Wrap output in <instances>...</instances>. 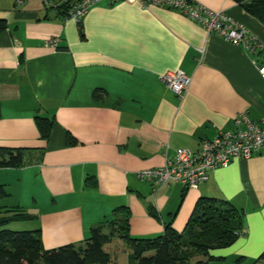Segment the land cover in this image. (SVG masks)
Instances as JSON below:
<instances>
[{"label": "crops", "instance_id": "0c3cea01", "mask_svg": "<svg viewBox=\"0 0 264 264\" xmlns=\"http://www.w3.org/2000/svg\"><path fill=\"white\" fill-rule=\"evenodd\" d=\"M194 1L233 18L262 49L250 53L164 7L103 1L80 27L41 0H0L7 25L0 35V148L28 150L22 168H0L7 193L0 201L5 213L33 217L30 231H41L45 249L83 245L117 213L130 217L134 238L160 236L170 222L181 232L199 199L215 198L244 214L243 233L220 256L263 254L264 151L215 170L195 190L155 191L138 177L166 158L175 161L180 150L198 151L202 140L238 129L241 114L255 123L264 118L257 68L264 25L233 0ZM53 37L61 40L57 49L47 46ZM178 70L191 78L183 98L160 79ZM37 117L55 121L48 140ZM69 135L76 144L69 145Z\"/></svg>", "mask_w": 264, "mask_h": 264}, {"label": "trees", "instance_id": "16d2710c", "mask_svg": "<svg viewBox=\"0 0 264 264\" xmlns=\"http://www.w3.org/2000/svg\"><path fill=\"white\" fill-rule=\"evenodd\" d=\"M233 1L264 25V0ZM70 7L68 4L58 8L63 19ZM79 26L82 27V23ZM6 29V22L0 20V35ZM36 120L42 138L48 140L55 121L40 117ZM67 141L69 145L76 144L70 135ZM27 153L28 150L0 148V168H22L26 164ZM6 196L1 186L0 199ZM127 210L120 208L119 211L128 213ZM6 213L8 216L0 219L2 227L12 222L33 219L20 210H8ZM149 213L159 218L155 206L149 208ZM129 219L117 213L113 219L95 226L83 245H66L53 250L45 249L40 230L2 229L0 264H111V255L105 247L115 239L122 240L133 251L129 255L130 264H192L199 256L206 258V261L195 264H264V252L254 260L243 256L231 258L211 255L214 250L231 247L243 233L244 214L228 201L200 198L183 231H177L173 222H170L164 225L162 235L153 238L132 237Z\"/></svg>", "mask_w": 264, "mask_h": 264}, {"label": "built area", "instance_id": "2783aa9c", "mask_svg": "<svg viewBox=\"0 0 264 264\" xmlns=\"http://www.w3.org/2000/svg\"><path fill=\"white\" fill-rule=\"evenodd\" d=\"M29 1L17 0V3L24 5ZM103 1H126L138 3L147 9L164 7L177 10L201 24L209 34L218 35L234 46L250 53L262 49L261 43L240 23L225 13L213 11L194 0H41L45 6L57 9L69 4L71 7L64 15V21L74 20L78 24L93 7ZM60 41L58 37L50 38L47 46L57 49ZM257 68L264 80V63L258 64ZM160 79L178 98L184 97L191 84V78L182 70L164 74ZM236 124L239 128L234 131L219 132L212 139L202 140L198 151L180 150L175 161L166 158L163 166L142 171L138 175L139 179L152 183L155 191L164 186L195 190L207 183L215 170L227 168L233 161L248 160L254 154L264 151V118L255 123L247 114H241Z\"/></svg>", "mask_w": 264, "mask_h": 264}, {"label": "rangeland", "instance_id": "374dc122", "mask_svg": "<svg viewBox=\"0 0 264 264\" xmlns=\"http://www.w3.org/2000/svg\"><path fill=\"white\" fill-rule=\"evenodd\" d=\"M5 204V202L0 201V206L2 207ZM8 216V213H5L4 209H1L0 211V219L3 217ZM35 224L28 220H21L17 222H12L4 227L0 226V231L2 229H8L12 231H30L34 229ZM105 250L109 252L112 258L111 264H130L129 262V255L133 253L131 248H129L128 245H126L122 240L115 239L111 244L107 245L105 247ZM222 250H214L211 252L212 256L215 257H221L220 252ZM234 258V257H231ZM199 261H206V258L204 257H196L192 264H195Z\"/></svg>", "mask_w": 264, "mask_h": 264}]
</instances>
